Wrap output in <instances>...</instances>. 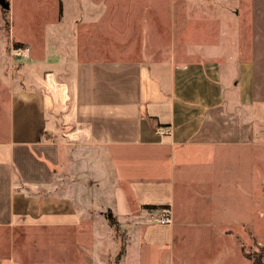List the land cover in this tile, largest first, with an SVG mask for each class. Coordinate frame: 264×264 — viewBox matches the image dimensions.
<instances>
[{
	"label": "crops",
	"instance_id": "0c3cea01",
	"mask_svg": "<svg viewBox=\"0 0 264 264\" xmlns=\"http://www.w3.org/2000/svg\"><path fill=\"white\" fill-rule=\"evenodd\" d=\"M6 1L0 252L9 245L14 258L20 231L93 232L96 214L133 221L136 209L138 243L174 250L178 228L227 230L229 197L254 206L264 0H249L244 24L238 0H42V32L29 36L19 26L12 35L16 4ZM66 104L78 141L49 130ZM147 205H168L172 221Z\"/></svg>",
	"mask_w": 264,
	"mask_h": 264
},
{
	"label": "rangeland",
	"instance_id": "374dc122",
	"mask_svg": "<svg viewBox=\"0 0 264 264\" xmlns=\"http://www.w3.org/2000/svg\"><path fill=\"white\" fill-rule=\"evenodd\" d=\"M41 3L42 0H15L16 5L10 17L12 35L14 26H19L28 36L29 27L37 34L42 32ZM236 3L234 10L238 8L241 11V23L244 24L246 20L250 22L249 0H238ZM222 8L224 16L227 17L229 13L226 4ZM4 14L0 4V34L5 38L8 21ZM229 24V30L232 32L231 25H237L236 16H230ZM64 108L66 111L60 109L56 113H59L58 116L50 117L49 130L56 140L78 141L77 126L68 112L69 104ZM255 160L258 162L259 174L251 183L254 196L250 200L254 199V206L248 208L246 198L239 197L240 207L237 209L236 198L229 197L227 201L231 209L228 216H223V219L229 222L228 231L206 226L178 228L174 250H159L147 246L142 241L138 243L146 221L144 223L139 219L136 222V216L139 214L137 209L133 212V221H119L118 230L110 225L106 216L96 214V230L93 232L87 229L58 228L44 232H18L20 239L13 245L16 252L14 258L10 260L9 245L3 246L0 264H252L253 257L264 249L263 147L260 157H255ZM79 166L80 164L77 165L78 169ZM242 202L244 208L241 207ZM207 206L208 204L204 206L205 210ZM244 218L246 221L242 222Z\"/></svg>",
	"mask_w": 264,
	"mask_h": 264
},
{
	"label": "trees",
	"instance_id": "16d2710c",
	"mask_svg": "<svg viewBox=\"0 0 264 264\" xmlns=\"http://www.w3.org/2000/svg\"><path fill=\"white\" fill-rule=\"evenodd\" d=\"M4 11H6V10L4 9ZM13 46H14V48H20L21 43L14 41ZM147 207H149V208H166V209L169 208L168 205H147ZM105 216H106L107 220L109 221L110 225L112 227H114L116 230H118L119 221H118L117 217L115 216V214L112 212V210H107L105 212ZM263 257H264V249H262L259 254H256L253 257L252 264H262Z\"/></svg>",
	"mask_w": 264,
	"mask_h": 264
},
{
	"label": "built area",
	"instance_id": "2783aa9c",
	"mask_svg": "<svg viewBox=\"0 0 264 264\" xmlns=\"http://www.w3.org/2000/svg\"><path fill=\"white\" fill-rule=\"evenodd\" d=\"M157 132L159 134H164L165 133L163 128H160ZM159 221L162 222V223L171 222L172 221V216H171L170 210H168V209L164 210L163 216L159 219Z\"/></svg>",
	"mask_w": 264,
	"mask_h": 264
},
{
	"label": "water",
	"instance_id": "95a60500",
	"mask_svg": "<svg viewBox=\"0 0 264 264\" xmlns=\"http://www.w3.org/2000/svg\"><path fill=\"white\" fill-rule=\"evenodd\" d=\"M0 2L4 8H9V3L6 0H0Z\"/></svg>",
	"mask_w": 264,
	"mask_h": 264
}]
</instances>
